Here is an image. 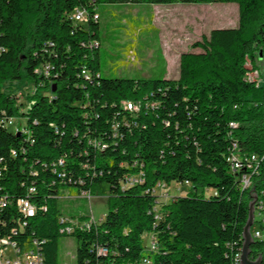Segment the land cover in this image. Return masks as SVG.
I'll list each match as a JSON object with an SVG mask.
<instances>
[{"label":"trees","instance_id":"trees-1","mask_svg":"<svg viewBox=\"0 0 264 264\" xmlns=\"http://www.w3.org/2000/svg\"><path fill=\"white\" fill-rule=\"evenodd\" d=\"M100 2H232L237 26L213 28L192 42L200 52L179 54L174 79L103 78L98 20L83 25L67 18L79 6L91 12ZM263 54L264 0H0V193L8 197L0 208V236L20 244L43 241V264H57L60 235L76 240L73 264H139L144 257L152 264H236L230 254L242 244L252 191L264 187V163L253 188L241 189L227 154L231 139L243 152L264 150V83L245 79L246 62L258 70ZM45 63L51 67L46 77L35 71ZM81 65L89 68V79L79 74ZM25 84L35 89L24 92L21 110L16 90ZM143 98L158 103L142 106L136 116L120 107L122 100ZM122 116L127 124L113 136L111 123ZM8 118H23L28 132H16ZM232 121L235 128L228 127ZM139 169L142 182L123 185ZM184 181L189 192L159 203L153 193L158 182L176 189ZM30 185L35 210L13 233L20 217L15 200ZM62 186L105 193L104 218L88 230L60 233ZM209 187L207 197L198 194ZM148 233L155 250L144 249ZM249 248V257L264 264V240L253 239Z\"/></svg>","mask_w":264,"mask_h":264},{"label":"rangeland","instance_id":"rangeland-1","mask_svg":"<svg viewBox=\"0 0 264 264\" xmlns=\"http://www.w3.org/2000/svg\"><path fill=\"white\" fill-rule=\"evenodd\" d=\"M184 8H174V7ZM98 41L97 49L99 74L103 78L130 79H174L178 74V58L181 51L200 52L191 43L208 35L210 27L231 28L237 24L236 3H188L165 6L164 4H117L97 3ZM211 21L208 23V21ZM258 61L257 77L264 83V54ZM249 67L250 62H246ZM32 89L25 84L17 103L25 108L24 92ZM49 93V91H44ZM21 130L24 119H15ZM15 130V129H14ZM102 187L105 184H101ZM178 186V185H176ZM101 187V189H102ZM107 188V186H105ZM191 190L190 185L180 188L166 186L168 197L158 196L159 203H166L174 196L184 195ZM102 191H104L102 189ZM159 192V189H157ZM207 197L212 188L198 189ZM89 202L79 194L76 187L62 186L57 196V205L63 217L92 216L95 220L104 218L106 213L105 193H91ZM85 220V219H81ZM258 230L264 237V210L254 212V221L249 232ZM152 234H144V249L148 250ZM57 264H73L76 240L71 235H60L57 241Z\"/></svg>","mask_w":264,"mask_h":264},{"label":"built area","instance_id":"built-area-1","mask_svg":"<svg viewBox=\"0 0 264 264\" xmlns=\"http://www.w3.org/2000/svg\"><path fill=\"white\" fill-rule=\"evenodd\" d=\"M69 20L85 25L88 20H97L98 13L96 9H92L91 12L82 6H79L74 9L73 12L68 14L67 17ZM91 45H96L94 42ZM250 65V64H248ZM50 65L45 63L39 68L35 69L36 72H41L46 77L49 74ZM246 72L245 79L249 82H254L256 85L260 84L261 78L257 77L256 70L252 69L251 66H247L245 64ZM80 75H82L85 79L90 78L89 68L85 65H81L79 68ZM35 89V88H34ZM32 87V90H34ZM21 95V91L16 93V96L19 97ZM157 101H149L147 98H143V100L132 101V100H122L120 101V107L123 111H127L129 115L136 116V114L141 110V107H150L153 108L157 105ZM6 124L12 126L13 129L18 132V128L15 124L14 118H8L6 120ZM127 124L125 116H122L120 120L115 119L112 121L110 129L113 136L117 135L118 127L121 125ZM237 126L236 122H229L228 127L235 128ZM22 132H28V129L24 126L21 128ZM87 142L89 144L97 145V147L103 149L106 147V144L101 142L98 138H88ZM228 159H231V174L235 176L237 179L238 185L241 189L253 188L252 178L256 175L260 169L262 163H264V150L261 153H246L241 150L239 144L236 140H230V153L227 154ZM63 160L59 158L57 160V165L63 167ZM135 165V163H133ZM141 166V165H140ZM2 174V165L0 164V176ZM59 176H64V172H58ZM137 182H142V170L134 175L126 176L123 179V185H131ZM182 184H188V181H184ZM178 184V188L180 185ZM159 189V192L157 191ZM253 190V189H251ZM35 192L34 185H30L27 188V193L25 196H20L15 200V206L17 212L20 214V217L16 219V227L12 228V232L15 233L16 229L22 230L27 220H24V213H30V210H35L34 204L29 199V194ZM153 193L156 196H162L167 198L168 194L165 191V184L163 182H158L154 189ZM80 194L84 195L88 202L90 197H92L91 193L88 191H82ZM252 194H255V199L253 201V221H254V212L264 210V187L260 190V193L257 194L255 191H252ZM261 197H260V196ZM254 196H252L253 200ZM251 200V201H252ZM8 202V197L6 194L0 193V208L6 206ZM155 212L158 211V207L155 205L153 207ZM156 217L159 214L155 215ZM97 220H95L92 216H87L85 220H81L78 217L67 218L63 216H59L58 222L61 225L59 228L60 233L69 234L74 230H88L92 224H95ZM252 239L264 240V237H261V233L258 230H255L251 233ZM152 240L149 242L148 250H155L156 243L155 237L151 235ZM43 241L31 240L28 243L20 244L17 241L12 240L8 236H0V264H43V254L41 252L40 244ZM242 244L237 247L230 255H236V264H241L240 262V254H241ZM99 253H104L105 248H98ZM139 264H152V261L149 257H144L141 259Z\"/></svg>","mask_w":264,"mask_h":264},{"label":"water","instance_id":"water-1","mask_svg":"<svg viewBox=\"0 0 264 264\" xmlns=\"http://www.w3.org/2000/svg\"><path fill=\"white\" fill-rule=\"evenodd\" d=\"M260 58H261V55H260ZM51 90L54 91V84ZM252 196H254V198L249 204L248 216H247V220L244 225L243 232H242L243 241H242L241 254H240L241 264H263L259 257L255 259H251L249 257V252H250L249 245L253 241L251 233L249 232V229L253 223V201L256 197L255 194H252Z\"/></svg>","mask_w":264,"mask_h":264},{"label":"crops","instance_id":"crops-1","mask_svg":"<svg viewBox=\"0 0 264 264\" xmlns=\"http://www.w3.org/2000/svg\"><path fill=\"white\" fill-rule=\"evenodd\" d=\"M231 3V2H230ZM186 5V4H188V3H171V4H164L165 6H171V5ZM207 4V3H206ZM158 5V4H157ZM174 8H184V7H180V6H178V7H174ZM211 21H213L214 22V20H210V21H208V23H210ZM237 26V24L234 26V27H236ZM211 29H213V28H222V27H210ZM211 29H209V31L211 30ZM181 52H186V50H183V51H181ZM180 52V53H181ZM177 76H178V74H177ZM176 76V77H177ZM101 187H102V185H101ZM102 189L105 191L106 190V188H105V186L104 187H102ZM103 197H105V196H103ZM144 236V235H143Z\"/></svg>","mask_w":264,"mask_h":264},{"label":"bare ground","instance_id":"bare-ground-1","mask_svg":"<svg viewBox=\"0 0 264 264\" xmlns=\"http://www.w3.org/2000/svg\"><path fill=\"white\" fill-rule=\"evenodd\" d=\"M230 170H231V164H230ZM33 214V210H30V213H24L25 216H31Z\"/></svg>","mask_w":264,"mask_h":264}]
</instances>
